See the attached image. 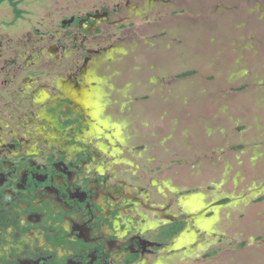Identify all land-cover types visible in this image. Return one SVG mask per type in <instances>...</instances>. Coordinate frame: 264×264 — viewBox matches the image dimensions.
<instances>
[{
    "label": "flooded vegetation",
    "instance_id": "1",
    "mask_svg": "<svg viewBox=\"0 0 264 264\" xmlns=\"http://www.w3.org/2000/svg\"><path fill=\"white\" fill-rule=\"evenodd\" d=\"M73 1L0 0V264H199L215 242L188 239L233 197L164 178L130 123L149 96L108 72L170 0Z\"/></svg>",
    "mask_w": 264,
    "mask_h": 264
},
{
    "label": "rangeland",
    "instance_id": "2",
    "mask_svg": "<svg viewBox=\"0 0 264 264\" xmlns=\"http://www.w3.org/2000/svg\"><path fill=\"white\" fill-rule=\"evenodd\" d=\"M77 1L93 7L125 0ZM175 1L135 19L118 46L120 62L108 72L119 75V87L140 91L150 86L151 74L167 73L170 78L151 84L156 91H144L148 100L131 113V128L151 143L147 156L167 168L164 178L176 175L173 182L200 189L207 201L238 198L214 209L217 219L208 227L213 235L199 234V246L192 245L201 253L215 242L199 264H264V0ZM0 9L10 8L4 2ZM187 69L190 75L178 76ZM160 84L171 86L166 96ZM212 101L221 109L213 118Z\"/></svg>",
    "mask_w": 264,
    "mask_h": 264
},
{
    "label": "crops",
    "instance_id": "3",
    "mask_svg": "<svg viewBox=\"0 0 264 264\" xmlns=\"http://www.w3.org/2000/svg\"><path fill=\"white\" fill-rule=\"evenodd\" d=\"M172 1H174V2H173V3H174L173 5H176V4H177L175 0H172ZM137 12H139V11H137ZM184 26H185L186 28H188V26H190V25H187V24H186V25H184ZM191 26H192V25H191ZM192 27L195 28V32H197V33L200 32V30H198V27H195V26H192ZM196 29H197V30H196ZM189 31H190V30H189ZM190 32H191V31H190ZM195 38L197 39V36H195ZM201 38H202V37H199V36H198V39H201ZM180 40H181V39H178L177 42H180ZM169 42H170V41H169ZM171 42H172V41H171ZM177 44H178V43H177ZM175 46H176V45H175ZM175 46H171V48H172V47H175ZM167 48H169V47H167ZM186 57H189V58H190L191 56H186ZM192 57H194V56H192ZM165 59H167V58H165ZM165 59H164V60H165ZM195 59H197V58L195 57ZM197 60H198V59H197ZM169 62H170V61H169ZM191 62H193V61L191 60ZM191 62H189V64H190ZM196 62H197V61H196ZM199 62H200V60H199ZM199 62H198V63H199ZM192 68L194 69V67H192ZM187 70H188V69H187ZM189 70L191 71V69H189ZM189 70H188V71H189ZM182 72H186V71H182ZM182 72H181V73H182ZM199 72H200V71H199ZM202 72H203V70H202ZM177 75H178V74H177ZM189 75H190V74H189ZM159 76H160V77H159ZM159 76H156L155 74H151V77L147 78V80L149 81L150 86H151V84L154 83L155 80H156V81H157V80H159V81L161 80V83H162V82L164 81V80H162V79H164V78H167V79L170 78V77H167V73L162 74V75H159ZM168 76H169V75H168ZM143 77H144V76H143ZM181 78H184V77H181ZM171 79H172V78H171ZM180 80H181V79H180ZM150 81H151V82H150ZM160 85H161V86H160L159 89L163 92V95L166 96V95H167V91H166V90H170V89H171V86H169L168 89H167L166 86L164 87V85H162V84H160ZM150 86L147 87L146 89L143 88L142 91H140V93H141V94H145L144 91H151V90L156 91V90H157L156 87H155V89H152ZM202 93H205V91H203ZM209 95H210V94H209ZM209 100H210V98H209ZM212 102H213V105H214V110H213L212 112H210V113L208 112V114H209L210 116L212 115L211 118H213V117H217L216 114H219V113H220V110H221L220 107L217 106V105L214 103V101H212ZM183 103H184V102H183ZM183 106H184V105H183ZM151 108L153 109V107H150V109H151ZM165 109H167V108H162L161 110H165ZM204 114H207V113H204ZM189 115H190V114L186 115V116L184 117V119L187 118V117H190ZM167 139H168V143H169V139H170V138H167ZM170 141L173 143L172 139H171ZM172 143H170V145H172ZM171 149H172V148H171ZM171 154H172L171 156H173V152H171ZM169 155H170V152H169ZM167 171H168V170H167ZM165 176H167L166 173H165ZM170 177H174V176H173V175H170ZM170 177H169V178H170ZM181 187H182V188H187V187H183L182 185H181ZM258 188H259L260 190L262 189V187H258ZM189 189H190V188H189ZM192 190H197L198 193L203 194L202 191H201L200 189H192ZM241 195H242V194H241ZM242 196H243V195H242ZM233 197H234V196H233ZM196 238H197V237H196L195 233H192L190 239H188V242H189V245H188V246H189L190 251L192 252V253H191L192 255L195 254L196 252L193 251L191 244H193V242L195 241ZM193 252H194V253H193Z\"/></svg>",
    "mask_w": 264,
    "mask_h": 264
},
{
    "label": "trees",
    "instance_id": "4",
    "mask_svg": "<svg viewBox=\"0 0 264 264\" xmlns=\"http://www.w3.org/2000/svg\"><path fill=\"white\" fill-rule=\"evenodd\" d=\"M13 4H15V3H13ZM192 72L191 71H186V72H182V73H180L178 76L179 77H185V76H187V75H189V74H191Z\"/></svg>",
    "mask_w": 264,
    "mask_h": 264
},
{
    "label": "water",
    "instance_id": "5",
    "mask_svg": "<svg viewBox=\"0 0 264 264\" xmlns=\"http://www.w3.org/2000/svg\"><path fill=\"white\" fill-rule=\"evenodd\" d=\"M236 199H238L237 196L233 197V200H236Z\"/></svg>",
    "mask_w": 264,
    "mask_h": 264
}]
</instances>
